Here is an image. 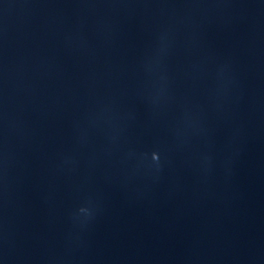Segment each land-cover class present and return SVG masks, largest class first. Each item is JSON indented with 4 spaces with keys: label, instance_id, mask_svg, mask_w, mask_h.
Returning <instances> with one entry per match:
<instances>
[{
    "label": "water",
    "instance_id": "obj_1",
    "mask_svg": "<svg viewBox=\"0 0 264 264\" xmlns=\"http://www.w3.org/2000/svg\"><path fill=\"white\" fill-rule=\"evenodd\" d=\"M264 165V0H0V264H157Z\"/></svg>",
    "mask_w": 264,
    "mask_h": 264
}]
</instances>
